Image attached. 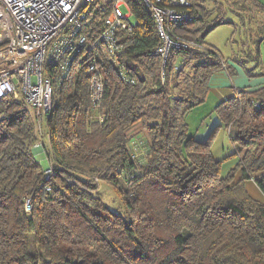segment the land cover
I'll return each instance as SVG.
<instances>
[{"label":"trees","instance_id":"16d2710c","mask_svg":"<svg viewBox=\"0 0 264 264\" xmlns=\"http://www.w3.org/2000/svg\"><path fill=\"white\" fill-rule=\"evenodd\" d=\"M100 1L86 7L84 33L91 38L110 9H94ZM189 1L191 17L171 29L196 45L171 57L177 68L161 84L153 18L142 0H125L132 31H119L121 53H102L99 64L101 120L90 111L89 56L68 54L61 78L58 62L44 65L53 83L45 119L48 179L34 155L35 116L21 99H0V264H264V85L235 90L215 107L218 123L207 137L193 139L186 114L204 102L212 75L228 66L203 41L223 24V8ZM243 1L262 11L259 0ZM260 41L264 51V36ZM134 124L148 137L138 155L126 135ZM221 127L233 152L218 160L212 144ZM230 159L235 165L222 173ZM251 179L263 200L247 192ZM101 184L120 200L108 201Z\"/></svg>","mask_w":264,"mask_h":264},{"label":"built area","instance_id":"2783aa9c","mask_svg":"<svg viewBox=\"0 0 264 264\" xmlns=\"http://www.w3.org/2000/svg\"><path fill=\"white\" fill-rule=\"evenodd\" d=\"M94 0H0V99L12 96L21 99L35 116L36 141L34 148L44 151L42 128L52 110L53 83L44 73V65L58 62V76L64 77L71 59L86 56L91 62L85 69L90 76L88 98L91 116L101 120L104 84L100 72L101 54L110 59L122 51L118 42V32L130 33L131 10L125 0H101L94 5H109L108 14L101 21L96 36L85 35L86 7ZM151 14L160 42L155 54L161 59L159 80L165 84L169 68L177 66L171 57L177 52L196 43L173 33L171 26L191 17L189 0H142ZM124 7L125 13L121 11ZM117 65H120L119 63ZM118 73L125 77L123 67ZM133 83V81H130ZM259 102L252 104L258 107ZM139 138V137H138ZM132 138L130 145L134 151L142 143L140 138ZM46 139L49 134L46 132ZM52 174L49 167L44 170L46 179ZM31 209L26 199L24 210Z\"/></svg>","mask_w":264,"mask_h":264},{"label":"rangeland","instance_id":"374dc122","mask_svg":"<svg viewBox=\"0 0 264 264\" xmlns=\"http://www.w3.org/2000/svg\"><path fill=\"white\" fill-rule=\"evenodd\" d=\"M258 2L261 5L262 11H258L250 5H245L243 0L202 1V6L207 8L208 11L211 9L215 10V5L221 6L223 8L222 10L216 9L218 11H223L221 12L222 14L220 16L223 24L216 26L214 29L206 33V35L203 37V41L206 45L212 46L216 51H218L219 55L222 57V59H224L225 65L228 66V70L230 72L232 71L234 78H236L238 81H242L244 79L246 83L241 84V87L243 88L246 86L255 87L264 79V77L258 76L260 70L264 71L263 46L260 44L258 45V49L255 48V40L258 38V34L257 31H253V27L256 26L258 20H264V0H259ZM120 9L123 13H125L124 7H121ZM236 11L240 12L241 14L235 13ZM216 14L217 11L213 14L212 19L216 18ZM251 32L254 41L251 40ZM174 62H176V60ZM256 64L257 67L255 66ZM185 70H187V68ZM212 107V102L208 101L205 105L201 104L193 107L186 114L185 121L187 123L189 133L193 139L197 141H203L207 137L209 130L213 128L214 123L218 122V116L216 112L213 111ZM221 128V130L224 129L223 127ZM42 133L44 135V143L46 144L45 126L42 128ZM223 133L225 137V145L230 146L231 144L228 138L227 130L224 129ZM126 135H128V133ZM138 137L144 145L145 140L140 134L139 136L137 135L135 137H130V135H128L129 140ZM136 151L138 155L140 154V151L144 152V147L142 146V149L139 147ZM34 155L35 158L39 160L41 166L45 168L47 166L45 160L40 159L38 154ZM223 171L224 169L222 168V173ZM238 177L239 174L236 175V178ZM99 189L101 192L106 194V199L108 201H112L114 198L116 202L117 200H120L116 192L112 191L109 186L101 184L99 185ZM107 193H109V195H107ZM116 204L114 206H116Z\"/></svg>","mask_w":264,"mask_h":264},{"label":"crops","instance_id":"0c3cea01","mask_svg":"<svg viewBox=\"0 0 264 264\" xmlns=\"http://www.w3.org/2000/svg\"><path fill=\"white\" fill-rule=\"evenodd\" d=\"M252 27H253V25H252ZM253 31H257V34H258V38H256V40H255L256 41V47L255 48L258 49V45L261 44L260 40H262V37L264 36V20H258V23L256 24V26L253 27ZM251 40L254 41L252 32H251ZM255 66L257 67V64ZM260 72L258 73V76L264 77V71L260 70ZM245 83L246 82L244 81V79L242 81H238L236 78H234L232 75V71L229 72L228 69L224 70V71L217 72L214 75H212V77L210 78L205 100L201 104L205 105L208 101H211L212 105H213L212 109L214 111L215 107L220 102L233 97L234 91L237 90V88L243 89V90L245 89L247 91L257 90L264 85V79H263V81L259 82L255 87H251V86H246L244 88L241 87L242 86L241 84H245ZM217 123H214L213 127ZM221 129L218 131L217 136L214 139L213 144H212L213 156L218 160H222V159L226 158L227 156H230V154H232V152H233L231 149V145L230 146L225 145V143H224L225 137H224V133H223L224 129L223 130H221ZM45 131H46V128H45ZM126 132L128 133V135H130V137L131 136L135 137L137 135L139 136V134H140L144 138L145 141H147V139H148L144 129L142 128V126L140 124H134V125L130 126L126 130ZM128 135H127V137H128ZM45 148H46V150H44V151L37 149V152H35V153L40 156L39 157L40 159L45 160V162L47 163V166H48L47 152L50 151V142L47 139H46ZM235 163H236V161L234 159L224 161L222 164V168L226 171L229 168L233 167L235 165ZM245 187L247 189V192L254 199H257L260 201L263 200V196L261 195V192L258 191V189L256 188V186L252 180H247L245 182Z\"/></svg>","mask_w":264,"mask_h":264}]
</instances>
